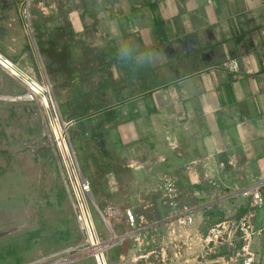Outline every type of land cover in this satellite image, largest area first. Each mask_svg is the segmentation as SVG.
I'll use <instances>...</instances> for the list:
<instances>
[{
  "label": "crops",
  "instance_id": "0c3cea01",
  "mask_svg": "<svg viewBox=\"0 0 264 264\" xmlns=\"http://www.w3.org/2000/svg\"><path fill=\"white\" fill-rule=\"evenodd\" d=\"M85 4V17L72 26L66 8L58 12L63 20L56 19V11L42 17L31 5L26 17V5L4 0L0 38L22 71L36 80L46 75L61 91L57 100L63 113L79 119L97 138L95 169L105 171L110 164L124 169L116 161H133L143 151L168 156V142L175 140L184 152L201 145L205 157L222 161L221 169L210 165L225 177L232 167L222 169L224 162L241 159L243 189L264 183V0ZM93 5L92 20L88 10ZM28 26L39 59L31 50ZM121 48L131 49L136 63L125 64ZM145 60L151 61L139 63ZM230 60L239 62V73L226 70ZM95 106H101L98 113L79 115ZM81 152L83 170L90 165L84 166ZM240 218L243 264H264V205L253 208L243 198Z\"/></svg>",
  "mask_w": 264,
  "mask_h": 264
},
{
  "label": "rangeland",
  "instance_id": "374dc122",
  "mask_svg": "<svg viewBox=\"0 0 264 264\" xmlns=\"http://www.w3.org/2000/svg\"><path fill=\"white\" fill-rule=\"evenodd\" d=\"M14 1L22 7L26 5V17L31 5L42 17H52L56 11V19L63 20L64 15L59 13L66 8L70 13L66 18L72 20V26L75 23L78 26L85 17V3L96 2ZM22 12L24 14V10ZM88 13L93 20L94 5ZM25 28L31 50L39 59L31 27ZM88 28L90 30L94 26ZM93 36V45H96L95 30ZM0 41L3 43L0 53L21 69L3 48L6 40L1 37ZM7 52L13 56L20 55L15 51ZM40 68L43 70L42 65ZM33 80L40 94H31L32 88L0 65V264H30L41 255L73 247H80L81 251L86 248L74 217L55 137L59 138L62 130L56 121L54 127L50 122L52 102L58 105L65 121L75 123L69 131L71 144L79 164L78 153L82 151L84 166L90 165L81 172L92 186L96 204L101 209L108 206L132 209L138 229H141L109 251L108 264H243L242 230L238 228L242 220L243 198L237 196L243 190V186L239 185L241 159L224 162L222 169L232 167L227 170L228 177H225L223 170H215L210 165L214 163L221 169L222 161L205 157L201 145H196L192 152H184L179 143L172 140L171 144L168 142V156L157 150L151 155L144 151L137 153L133 161H116L111 157L125 168L119 169L110 164L105 171L96 170L99 162L95 161L98 156L93 148L97 138L79 119L63 113L57 100L61 91L54 88L45 74ZM69 98L74 101L72 96L69 95ZM100 107H85L79 115L96 114ZM99 125V129L103 127ZM183 141L186 142L185 138ZM115 183L125 186L117 189ZM168 183L174 184L177 191L174 206L165 199V185ZM92 212L99 234L103 239L110 238L98 211L93 207ZM188 214L193 215L194 222L182 226L180 217ZM120 226L124 230L119 229ZM120 226L114 227L119 236L128 230L125 225ZM87 254L88 251L79 254L81 259L73 264H97L92 257L82 258Z\"/></svg>",
  "mask_w": 264,
  "mask_h": 264
},
{
  "label": "built area",
  "instance_id": "2783aa9c",
  "mask_svg": "<svg viewBox=\"0 0 264 264\" xmlns=\"http://www.w3.org/2000/svg\"><path fill=\"white\" fill-rule=\"evenodd\" d=\"M225 68L234 74L240 71V65L237 60L228 61L225 64ZM52 109L53 114L50 115V122L53 127L56 121L62 130L60 137L58 138L56 135L55 137L66 173V186L71 194L74 217L84 238L86 248L81 251L80 247H73L63 251L41 255L30 264H73L81 259V257L78 258L79 254L86 251H88V254L82 258L92 257L96 260L97 264H100L98 256L102 255L105 257L104 259H106V264H108L107 255L109 251L116 248L122 242L130 239L135 233L140 232L141 229H138V223L132 209L122 210L115 206H108L105 209H101L95 203L92 194V186L83 176L77 154L71 144L69 131L74 127L75 123L73 121L64 120L56 103L54 104L52 102ZM54 115H56V117H54ZM165 188V199L170 202L171 206H174L177 193L176 188L172 183L166 184ZM263 189L264 183H259L241 190L238 194L242 198L249 199L251 201V207L261 208L264 205ZM93 207L98 211L104 225L108 229L110 238L103 239L99 234L92 212ZM180 218L182 226L191 225L194 222L192 214L186 215L184 217L185 219L183 217ZM120 225H125L128 230L119 236L116 234L114 227Z\"/></svg>",
  "mask_w": 264,
  "mask_h": 264
},
{
  "label": "bare ground",
  "instance_id": "6f19581e",
  "mask_svg": "<svg viewBox=\"0 0 264 264\" xmlns=\"http://www.w3.org/2000/svg\"><path fill=\"white\" fill-rule=\"evenodd\" d=\"M0 65L8 70L12 75L16 76L20 80H22L30 89L31 94H40V89L36 85V82L31 78L28 74L22 71L18 66H16L13 62L9 61L0 53ZM38 84V83H37ZM45 88V87H44ZM49 91L50 89L47 88ZM51 93V92H50ZM56 117V115H54ZM54 127V125H53ZM55 134V133H54ZM102 255L98 256L100 264H106V259H104Z\"/></svg>",
  "mask_w": 264,
  "mask_h": 264
},
{
  "label": "clouds",
  "instance_id": "9594fccd",
  "mask_svg": "<svg viewBox=\"0 0 264 264\" xmlns=\"http://www.w3.org/2000/svg\"><path fill=\"white\" fill-rule=\"evenodd\" d=\"M156 54V53H155ZM135 53L131 49L121 48L119 51V58L125 62V64H133L135 62ZM151 60H145L139 62L140 64L148 63Z\"/></svg>",
  "mask_w": 264,
  "mask_h": 264
}]
</instances>
